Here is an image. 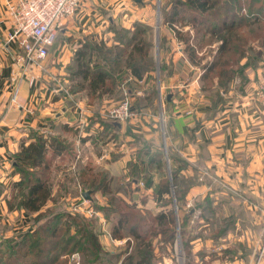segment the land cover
<instances>
[{
	"label": "crops",
	"instance_id": "1",
	"mask_svg": "<svg viewBox=\"0 0 264 264\" xmlns=\"http://www.w3.org/2000/svg\"><path fill=\"white\" fill-rule=\"evenodd\" d=\"M22 1L0 0V242L18 240L35 226V215L23 208L11 209L8 199L14 182L20 178L17 154L22 143L30 144L36 134L47 138L55 135L72 146V152L53 156L52 166L54 163L58 168L65 166L57 172L58 182L75 181L70 174L76 177L84 168L103 170L112 182V189L115 182L118 187L120 197L116 196L115 201L135 204L153 215L168 210L170 202L162 203L155 194L168 172H158V166L147 170L151 155L145 161L138 158V137L147 140L145 145L154 155L164 152L161 159L164 161V156L168 159L173 177L192 183L181 201L187 204L194 200L198 204L189 209L183 206L179 212L180 218L187 220L184 239L192 264L240 263L237 252H228L236 239L228 246L224 241L236 233L240 224L251 223L258 231L263 226L259 219L264 209V105L255 90L259 75L264 74V29L260 26L264 16L256 22V17L244 9L237 12L229 28H223L224 34L231 32L238 36L249 35L251 29H256L247 43L242 44L245 54L233 64L235 75L224 87L218 75H206L203 68L210 52L215 50L216 42L210 44L211 31L190 18H177L169 26L163 17L158 22L146 17L144 10L150 6L168 9L172 0H80L77 12L59 25L58 38L47 59L40 67L25 70L19 62L21 48L7 37ZM150 24L159 26V34H152L151 39H158L156 51L160 52V63L167 65L158 82L160 94L165 92L166 97L168 137L164 150L156 144L159 130L155 114L145 116L146 112L139 119L132 117L126 122L110 121L104 115L113 106L114 92L122 95L123 84L129 86L133 105L152 111L153 103L145 94L149 86L145 78L124 73V83L119 80L121 85L118 83L111 91L100 94L97 91L93 95L88 88L72 91L75 82L69 76V66L79 53L89 54L88 49L95 46L122 45L116 28L132 31ZM177 31L190 35L199 62L189 60ZM92 51V59L100 57L97 50ZM109 68L118 75L125 66L112 63ZM119 140H124V148L115 144ZM132 163H138L139 174L131 178ZM129 177L132 181L127 180ZM53 179L50 175L55 195L59 187L63 188ZM163 198L171 199V195L165 193ZM82 201L60 195L57 201H49L44 210L64 203L66 212L90 218V214L74 209ZM100 202L107 203L108 199ZM97 215L103 248L117 253L129 237L114 238L111 220L104 213ZM208 245L214 246L213 249Z\"/></svg>",
	"mask_w": 264,
	"mask_h": 264
},
{
	"label": "trees",
	"instance_id": "2",
	"mask_svg": "<svg viewBox=\"0 0 264 264\" xmlns=\"http://www.w3.org/2000/svg\"><path fill=\"white\" fill-rule=\"evenodd\" d=\"M244 9L249 15L256 17L254 20L257 22L260 16H264V0H172L168 9L161 10V16L169 26L177 18H190L200 26L207 28V31H211L210 41H219V44L215 46L214 51H211L213 52L212 58L204 63V72L206 75H218L220 85L226 87L235 75L233 64L245 54L242 44H246L256 31L253 28L249 35L239 36L231 32L224 34L223 28L225 26L229 28L235 22L237 12ZM260 26L264 29V22ZM145 29L146 26L136 27L132 31L116 28L115 32L122 45L114 48L95 46V48L88 49L89 54L79 53V56L69 66V76L75 82L72 91L88 88L93 95H96L97 91L99 94L111 91L119 83V80H116L117 76H122L124 73L131 74L137 79L145 78L147 72L156 68L152 55V40L148 32L144 33ZM177 32L183 40L189 60L199 62V59H196L198 53L191 44L190 35ZM92 50H97L101 54L96 60L92 59L94 52ZM112 63L113 65L121 63L125 68L123 71L120 70L118 75H114L112 70H109V65ZM166 66L162 62L160 76ZM108 81L111 86H114L109 87ZM139 144L138 158L145 161L150 147L145 145L146 142L140 141ZM72 151L70 143L64 142L55 135L47 138L42 134H36L35 140L30 144L22 143L17 154L20 160L16 164L20 178L13 184V192L8 199V204L11 209L23 208L34 214L35 226L32 230H26L18 240L0 242V264H66L65 260L59 261V258L69 251L82 254L89 264L101 263L105 255L112 258V263L115 262L113 264H155L151 260L154 251L152 244L154 237L160 235V240L170 243L177 235L173 208L153 215L151 212L139 209L135 204L115 201L114 197L108 199L107 205H99L98 209H101L112 222L111 235L114 238L129 237L124 248L117 253L105 251L103 245L100 244L95 224L93 225L90 218L80 213L71 214L69 211L66 212V208L60 210L56 208L57 206L44 210L49 201H57L61 193H66L62 189L59 197L52 195L50 175L53 156L68 154ZM162 156L158 154L157 158ZM159 159L158 168H162L164 161ZM155 160L156 158H152L151 163ZM137 164L132 163L130 166L131 178L139 174ZM77 176L78 181L87 190L112 191V182L103 170L93 171L84 168ZM173 178L171 182L170 178L164 177L155 189V194L162 203L172 201L169 198L164 199L163 194L171 195L172 186L180 182L177 177ZM180 192L175 191L178 202L185 195V190L182 194ZM185 226L186 221L180 225L182 235L185 234ZM183 240L185 243V239ZM122 255L124 257L120 262Z\"/></svg>",
	"mask_w": 264,
	"mask_h": 264
},
{
	"label": "rangeland",
	"instance_id": "3",
	"mask_svg": "<svg viewBox=\"0 0 264 264\" xmlns=\"http://www.w3.org/2000/svg\"><path fill=\"white\" fill-rule=\"evenodd\" d=\"M150 7L147 8V10H144V13H146V17H150L152 19V22H154L156 20L158 22L160 20V17H162L161 16V8L158 9V6H155V5L152 6L151 8ZM158 28H159L158 24L157 25L154 24L153 27L151 26V24L146 25V29H145L146 31L144 33L147 34V32H148V34L151 38L152 34H154V36L156 33L159 34ZM156 37H157V35H156ZM157 41H158V39H157ZM157 41L152 40V55H153V59H154L156 68L151 70L150 72H147V74L145 75L146 86H147V84H149L145 94H148L147 95V98H149L148 101L151 100L153 103L152 108H151L152 111H149V109H147V111H144L145 109H143V108L141 109V108L133 105L134 98H132V113L134 114L133 118H137V119H139L140 116L146 112L147 113L145 114V116L146 115L149 116L148 115L149 113H153L156 115V119H155L157 122L156 128L159 130V133H158L159 140L157 141L156 144L158 146H160V148L162 150H164L163 145L166 144L165 140H167V137H168V132H167L166 127H165L166 120H165V114H164L165 98L166 97L164 96L165 92H164V94L161 95L160 89H158L159 88L158 82H159V78H160V66H161L162 62L160 63V61H161L160 52L156 51L157 50L156 46L158 43ZM214 42H216L215 46H217L219 44V41H214ZM214 42L210 41V44H213ZM215 48L216 47H214V49ZM212 54H213V52H210V58H212ZM117 78H116V80H121L123 82L122 76H117ZM108 83H109V87L114 86V85L111 86L109 81H108ZM119 84L121 85L120 82H119ZM126 86H127V84H123L122 89L125 88L128 90L129 86H127V87ZM115 87H116V85L114 86V88ZM135 89H137V88H135ZM113 97L115 99V101L113 102V105L122 102V100L124 99L123 98V92H122V95L114 92ZM258 100H260V99H258ZM260 102L264 105V103L261 100H260ZM109 108L110 107H108L105 110V113ZM105 113H104V115H105ZM105 118L109 120V118H107L106 115H105ZM110 121H112V120H110ZM116 121H118V120H116ZM126 121H128V120H126ZM126 121H118V122H126ZM136 140L139 142L140 141L141 142H147V140H142V139H139L138 137L136 138ZM122 143H124V140L123 141L119 140L115 144L117 145V147H120V148L123 147L124 148V145H122ZM162 153L164 155L163 151H162ZM147 155H151V157H150L151 160H152V158H156V160L153 161L152 163H150L148 168H147V170L149 169L148 171L150 172V169L156 168L157 166H159V164H160L159 158H161V157L157 158V155H154L153 152H148ZM162 158H163V156H162ZM65 163H66V161L61 162L59 164H65ZM56 164L57 163H54L53 166L51 165L52 166L51 176H52V179L54 178L53 180L58 182L56 177L60 173L59 171L61 169H63L65 166L58 168L57 167L58 165H56ZM160 171L162 173L168 172L167 177L170 178L171 182L173 181L174 178L171 175V169L169 167V162H168V159H165V156H164V165L162 166V168H159L158 172H160ZM57 172H59V173H57ZM127 172H128V170H127ZM129 174H130V171H129ZM73 175L74 174H70V178L75 179V181L71 180V183L69 181H66L67 183L63 182V181L58 182L62 186V188L66 190V193L65 192L61 193V189L59 187L60 190L58 189L56 191L54 197H59V195L61 193L62 198H64V199H67V198L72 199L73 198V200L78 199V201H79V200H83V198H86L84 196V193L88 192L89 197H90V198H88L89 199L88 207H89V209L91 208V210H92V213L90 214V218L92 220L93 225L95 224L94 227H95L96 233L98 234V236H100L101 232L96 227L97 226L96 225L97 224L96 218L98 216L97 213L101 214L103 212L101 209L100 210L98 209V206L99 205H107V203L100 202L101 200L106 201L107 199H110L111 197H114V198L116 196L120 197L117 195L118 187H115L116 182L114 183V187H113L112 191H110V192H108V191L105 192L103 190H99V191L94 192L93 190L85 189L83 187V185L80 183V181H78V176L76 175V177H75ZM171 176H172V178H171ZM127 180L132 181L130 177L127 178ZM179 181H180L179 183L176 182L175 185L172 186L171 199L173 197L176 198L175 191L177 193H179L181 190L180 194H182V191H184V190L186 191L187 187L192 184L191 182H189L190 184H188V183H182L181 180H179ZM140 182L141 181H138V183H140ZM56 187H57V185H56ZM197 204H198V201L194 202V200H191V202L189 201L187 204L182 203V201L178 202L177 200H174V201L172 200L170 202L169 207L173 208V210L175 211L177 235H176V238H174V240H172L170 243L163 242L162 240H160V237L157 240H156L157 236L154 237V239L152 241V244L154 245L153 246L154 251L152 252L153 256L151 255V257H152L151 260H153V262L155 264H160V263H164V262L167 263V260L168 261L172 260L173 261L172 264H191L190 262H192L193 259L191 258L190 254L187 255L188 254V248L186 246V243H184V240H183L184 235H182L181 227H180V225H182V222H184V221L187 222V220L180 218L179 212L181 213V209L183 206H185L186 209H189V208H193V207L197 206ZM66 207L67 206L64 203H60L59 206H57L56 208H58L60 210H64V208H66ZM261 215H260V219H259V221H260L259 224H262L263 226L261 229H259V231L255 228H253V225L251 223H247L246 224L247 226L240 224L239 228H236V230H235L236 233L233 236L229 237V239H226V241H224V242H226V245L228 246V244L231 243V241L236 239L235 241H233L234 243L233 242L231 243V246L229 247L230 249L228 250V252H230V254L233 252H237V254H239L241 256V257L238 256V258H239L238 262H240L241 264H264V209L261 211ZM99 240H100V238H99ZM102 240L103 239L101 238L100 244H101ZM208 246L211 247L212 249L214 247V246H210V245H208ZM215 250L221 251L217 247H215ZM227 255H229V254H227ZM106 258H108V259H106ZM164 258H166V260H164ZM102 259L103 260L99 264H113V263H115V262L112 263V261H111L112 258L109 255H105L104 257H102ZM60 260H65L66 264H76L77 262H79L80 264H89L88 262H86L84 260V257L82 256V254H80L78 252L72 253L69 251V252L65 253V255H62L59 258V261ZM240 263H238V264H240Z\"/></svg>",
	"mask_w": 264,
	"mask_h": 264
},
{
	"label": "built area",
	"instance_id": "4",
	"mask_svg": "<svg viewBox=\"0 0 264 264\" xmlns=\"http://www.w3.org/2000/svg\"><path fill=\"white\" fill-rule=\"evenodd\" d=\"M80 0H23L16 11L13 29L7 34L8 40L21 48L19 62L23 69L40 67L47 59L50 47L58 38V28L62 20L73 16ZM255 95L264 103V74L259 75ZM122 102L110 107L105 115L112 121H126L133 117L131 93L123 89ZM140 184H143L141 181ZM89 199L74 209L88 214ZM76 264H80L77 262Z\"/></svg>",
	"mask_w": 264,
	"mask_h": 264
},
{
	"label": "water",
	"instance_id": "5",
	"mask_svg": "<svg viewBox=\"0 0 264 264\" xmlns=\"http://www.w3.org/2000/svg\"><path fill=\"white\" fill-rule=\"evenodd\" d=\"M84 196H85L87 199L90 198L88 192H85V193H84Z\"/></svg>",
	"mask_w": 264,
	"mask_h": 264
}]
</instances>
